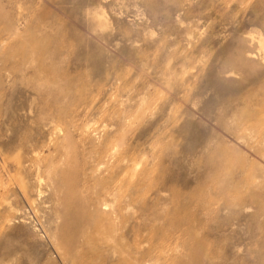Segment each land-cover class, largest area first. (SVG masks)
Segmentation results:
<instances>
[{"label":"rangeland","instance_id":"rangeland-1","mask_svg":"<svg viewBox=\"0 0 264 264\" xmlns=\"http://www.w3.org/2000/svg\"><path fill=\"white\" fill-rule=\"evenodd\" d=\"M0 264H264V0H0Z\"/></svg>","mask_w":264,"mask_h":264}]
</instances>
